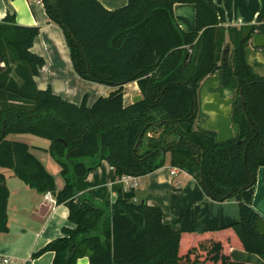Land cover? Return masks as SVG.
<instances>
[{
    "label": "trees",
    "instance_id": "1",
    "mask_svg": "<svg viewBox=\"0 0 264 264\" xmlns=\"http://www.w3.org/2000/svg\"><path fill=\"white\" fill-rule=\"evenodd\" d=\"M256 24L244 29L219 25L205 0H129L108 10L99 0H42L51 22L63 31L75 73L83 80L115 88L88 106L65 101L35 82L45 65L32 53L38 27L20 26L8 15L0 22V169L39 194L52 193L69 210L71 227L33 255L54 253L52 264H246L233 261L232 248L264 256L262 217L247 204L240 220L198 234L190 212L163 222V211L138 203L123 177H143L163 167L193 176L213 201L225 202L256 185L264 166V72L246 62L255 34L264 36V0ZM177 3L196 6V30L177 24ZM227 37L229 42L227 43ZM230 50L227 65L223 51ZM264 53V49H263ZM264 71V70H263ZM220 73L221 86L235 93L233 122L238 137L217 142L214 132L195 129L198 92ZM137 82L142 100L125 106L123 88ZM10 134L48 140L65 186L22 142ZM106 161L115 200L103 201L88 190L87 178ZM9 189L0 172V234L7 233Z\"/></svg>",
    "mask_w": 264,
    "mask_h": 264
},
{
    "label": "crops",
    "instance_id": "2",
    "mask_svg": "<svg viewBox=\"0 0 264 264\" xmlns=\"http://www.w3.org/2000/svg\"><path fill=\"white\" fill-rule=\"evenodd\" d=\"M108 10H116L129 0H99ZM216 10L219 25L224 28L244 29L256 24L261 11L260 0H205ZM178 26L186 33L196 30V6L192 3H177L173 7ZM8 15L20 26L38 27L32 53L44 58L45 65L35 82L40 90L51 88L65 101L81 105L88 96V106L100 97H108L116 89L81 79L74 71L66 39L62 29L51 22L42 0H0V22ZM226 42H229L227 37ZM231 50V48H230ZM124 104L130 106L138 96L142 97L137 82L123 88ZM198 129V119L195 122ZM8 139L27 144L31 152L43 163L56 181L57 190L64 188L61 167L51 157L50 142L31 134H10ZM169 164V157L166 159ZM165 165L158 170L135 178L138 203L160 207L163 222L178 227L180 215L190 212L198 234L212 229H222L240 220V205H250L264 221V166L257 172L256 185L235 198L225 202L211 200L199 182L188 173ZM172 169L177 173L172 174ZM110 165L104 161L87 178L88 190L93 197L103 201L115 200ZM7 178L9 201L7 206L8 232L0 234V256L11 258L10 264H52L54 253L47 252L38 258L33 255L48 243L63 237L62 230L71 227L69 210L65 205H53L18 179L12 170L0 169ZM233 261L246 264H264V256L248 253L239 248L230 250ZM76 264H90L88 257L78 259Z\"/></svg>",
    "mask_w": 264,
    "mask_h": 264
},
{
    "label": "water",
    "instance_id": "3",
    "mask_svg": "<svg viewBox=\"0 0 264 264\" xmlns=\"http://www.w3.org/2000/svg\"><path fill=\"white\" fill-rule=\"evenodd\" d=\"M264 36L255 34L246 47V62L249 66H255L256 63L262 67H256L257 73L264 70ZM230 55V47L226 46L223 51L224 65L228 64ZM235 93L221 86L220 73L206 79L199 92L198 104L199 111L197 115L198 129L214 132L217 134V142L219 144L229 142L238 137L235 132L233 122V103ZM140 96L134 99L136 104L141 101ZM257 231L264 235V221L257 223Z\"/></svg>",
    "mask_w": 264,
    "mask_h": 264
},
{
    "label": "built area",
    "instance_id": "4",
    "mask_svg": "<svg viewBox=\"0 0 264 264\" xmlns=\"http://www.w3.org/2000/svg\"><path fill=\"white\" fill-rule=\"evenodd\" d=\"M176 173H177V170L172 169V174L174 175ZM118 183L123 185L124 190L126 191L134 189L137 185L134 177H123L121 180L118 181ZM45 200L53 205H56V198L50 192L45 194ZM10 263H12L11 258H5V257L0 256V264H10Z\"/></svg>",
    "mask_w": 264,
    "mask_h": 264
},
{
    "label": "rangeland",
    "instance_id": "5",
    "mask_svg": "<svg viewBox=\"0 0 264 264\" xmlns=\"http://www.w3.org/2000/svg\"><path fill=\"white\" fill-rule=\"evenodd\" d=\"M231 49H232V47H231ZM166 165H169L168 163H166ZM256 255V254H255ZM258 256H261V255H258Z\"/></svg>",
    "mask_w": 264,
    "mask_h": 264
},
{
    "label": "flooded vegetation",
    "instance_id": "6",
    "mask_svg": "<svg viewBox=\"0 0 264 264\" xmlns=\"http://www.w3.org/2000/svg\"><path fill=\"white\" fill-rule=\"evenodd\" d=\"M257 67V66H256ZM264 71H262V73H263Z\"/></svg>",
    "mask_w": 264,
    "mask_h": 264
}]
</instances>
